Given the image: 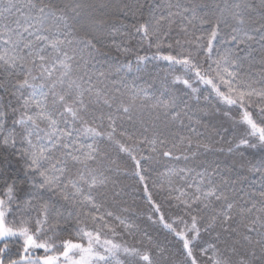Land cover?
I'll use <instances>...</instances> for the list:
<instances>
[{
    "label": "snow or ice",
    "instance_id": "1",
    "mask_svg": "<svg viewBox=\"0 0 264 264\" xmlns=\"http://www.w3.org/2000/svg\"><path fill=\"white\" fill-rule=\"evenodd\" d=\"M0 264H264V0H0Z\"/></svg>",
    "mask_w": 264,
    "mask_h": 264
}]
</instances>
